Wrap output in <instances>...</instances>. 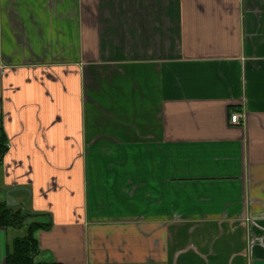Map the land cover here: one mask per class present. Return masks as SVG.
<instances>
[{
    "label": "crops",
    "instance_id": "crops-1",
    "mask_svg": "<svg viewBox=\"0 0 264 264\" xmlns=\"http://www.w3.org/2000/svg\"><path fill=\"white\" fill-rule=\"evenodd\" d=\"M0 205V264H264V0H0Z\"/></svg>",
    "mask_w": 264,
    "mask_h": 264
},
{
    "label": "trees",
    "instance_id": "trees-1",
    "mask_svg": "<svg viewBox=\"0 0 264 264\" xmlns=\"http://www.w3.org/2000/svg\"><path fill=\"white\" fill-rule=\"evenodd\" d=\"M24 220L25 217L0 205V225L21 226ZM33 229L34 227L31 226L25 238L14 242L12 252L7 255V264H35L31 259L37 249L36 242L31 235Z\"/></svg>",
    "mask_w": 264,
    "mask_h": 264
},
{
    "label": "built area",
    "instance_id": "built-area-1",
    "mask_svg": "<svg viewBox=\"0 0 264 264\" xmlns=\"http://www.w3.org/2000/svg\"><path fill=\"white\" fill-rule=\"evenodd\" d=\"M243 114L233 113L230 115V122L232 125H240L242 122Z\"/></svg>",
    "mask_w": 264,
    "mask_h": 264
}]
</instances>
